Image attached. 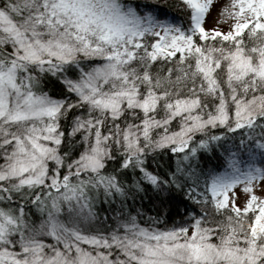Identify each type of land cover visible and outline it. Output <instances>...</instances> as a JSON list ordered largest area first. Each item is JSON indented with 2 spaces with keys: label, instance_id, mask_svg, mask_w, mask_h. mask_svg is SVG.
I'll use <instances>...</instances> for the list:
<instances>
[{
  "label": "snow or ice",
  "instance_id": "snow-or-ice-1",
  "mask_svg": "<svg viewBox=\"0 0 264 264\" xmlns=\"http://www.w3.org/2000/svg\"><path fill=\"white\" fill-rule=\"evenodd\" d=\"M211 6L0 0V264H264V0Z\"/></svg>",
  "mask_w": 264,
  "mask_h": 264
},
{
  "label": "trees",
  "instance_id": "trees-1",
  "mask_svg": "<svg viewBox=\"0 0 264 264\" xmlns=\"http://www.w3.org/2000/svg\"><path fill=\"white\" fill-rule=\"evenodd\" d=\"M124 2L125 3H130L132 5H140L141 7H143V5L145 3L162 4V5L165 6L163 10L167 13V17L169 19L174 20V22L177 23V24H186V22H187V17L185 15L184 10H182L179 7V0H124ZM246 39H247V37H246ZM217 154L222 156L223 155V150L222 149H218L217 150ZM212 160H213V164L219 162V161L216 160V156H213ZM149 163H151V161H149ZM161 164L164 167H167V157H165L164 160L161 161ZM152 166L155 167L154 164ZM173 166H174V163H173ZM217 170H219V169H217ZM140 203H143L145 209L153 207L151 202L148 201L147 199H145L144 201H139L138 200L136 206H139ZM189 203H191V202H189ZM185 207H186V205L183 204V203L179 204V207H177L175 204L170 206L169 214H168V218H167L166 223L171 224L173 221L178 223L181 220L182 217L186 219L187 216H186V213H185ZM195 210H198V209L189 208V211H195ZM151 214H154V212L151 213ZM158 226L163 227L164 225L161 224V225H158Z\"/></svg>",
  "mask_w": 264,
  "mask_h": 264
},
{
  "label": "rangeland",
  "instance_id": "rangeland-1",
  "mask_svg": "<svg viewBox=\"0 0 264 264\" xmlns=\"http://www.w3.org/2000/svg\"><path fill=\"white\" fill-rule=\"evenodd\" d=\"M231 4V0H212V6L206 16L205 27L213 26L227 31L233 20L223 10Z\"/></svg>",
  "mask_w": 264,
  "mask_h": 264
}]
</instances>
